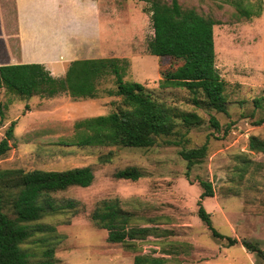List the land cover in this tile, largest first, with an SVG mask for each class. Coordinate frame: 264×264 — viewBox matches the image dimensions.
I'll return each mask as SVG.
<instances>
[{
	"label": "rangeland",
	"instance_id": "1",
	"mask_svg": "<svg viewBox=\"0 0 264 264\" xmlns=\"http://www.w3.org/2000/svg\"><path fill=\"white\" fill-rule=\"evenodd\" d=\"M80 1L72 0L67 8L56 30L59 39L49 42L53 49L29 48L34 56L48 55L55 46L62 55L76 48L84 58H126V80L143 83L154 98L177 110L196 111L203 122L191 128L178 125L174 134L158 137L150 147L65 145L76 140V121L122 107L112 75L99 81L96 98H76L61 91L24 100L0 88V139L16 121L11 149L0 158V170L94 168L90 186H72L53 194L60 202L77 201L73 210L43 220L55 226L46 238L56 240V264H133L137 254L164 256L174 264H264L242 243L243 239L257 242L264 250V152L249 148L252 135L264 138V122L256 123L264 117V0H179L184 8L195 7L219 22L214 26L216 66L226 82L227 113L204 101L197 106L193 98L204 100L201 91L160 86L161 71L181 60L149 52L148 42L154 35L150 3L88 0L96 3L97 13L87 10L84 14ZM239 1L260 2L261 15L239 17L235 6ZM2 3L13 6L14 0ZM4 42L0 41V58L7 60ZM12 48L19 50L16 40ZM48 68L62 77V69ZM211 117L217 119L218 127L211 124ZM203 144L206 155L188 170L182 150ZM105 155L110 156L108 161L101 160ZM129 166L137 167L142 176L137 180L115 176ZM201 180L210 181L214 189V196L203 199L214 226L237 238L236 244L215 238L199 217ZM107 198H118L134 213L137 226L152 228L146 237L133 240L134 248L110 242L108 231L92 220L96 205ZM40 236L36 234L23 246L34 254L32 259L40 258V247L34 243Z\"/></svg>",
	"mask_w": 264,
	"mask_h": 264
},
{
	"label": "trees",
	"instance_id": "2",
	"mask_svg": "<svg viewBox=\"0 0 264 264\" xmlns=\"http://www.w3.org/2000/svg\"><path fill=\"white\" fill-rule=\"evenodd\" d=\"M150 3L148 11L154 35L148 42V50L156 56H169L181 63L161 71L162 87L187 88L201 91L204 100L197 95L194 103L204 101L220 112H228L225 94L226 82L216 66L214 26L219 23L213 16L198 11L195 7L184 8L179 0H144ZM239 17L252 18L261 15L260 2L236 3ZM128 60L120 57H92L72 60L62 77L54 76L43 63L0 64V88L20 99L28 100L35 95L55 96L67 91L76 98H96L99 81L112 75L116 83V94L122 97V107L108 114L86 117L75 122L76 140L65 145L150 147L158 137L170 136L178 125L187 128L200 126L203 118L196 111L177 110L164 101L154 98L147 87L138 81L125 79ZM110 93H112L110 91ZM256 106L260 101L255 99ZM215 127L219 123L211 117ZM264 122V117L256 123ZM16 121H11L0 139V158L11 149ZM251 150L264 152V138L252 135ZM207 145L182 150L188 170L206 155ZM112 153V152H110ZM109 155L101 157L108 161ZM117 178L137 180L142 172L129 166L115 172ZM95 179L90 165L67 169L5 168L0 170V264H56V240L47 239L55 226L43 222L44 218L66 210H73L77 201L60 202L53 194L72 186L88 187ZM204 188L198 215L215 238L225 239L228 245L236 244L235 237L220 232L213 224L211 213L205 208L203 199L214 196L212 183L201 180ZM91 218L108 231V240L134 248L133 240L146 237L152 228L137 226L134 213L125 209L118 198L101 200L91 213ZM40 247V258L23 246L30 240ZM34 238V239H33ZM243 245L264 260V250L257 242L242 240ZM133 264H174L167 257L137 254Z\"/></svg>",
	"mask_w": 264,
	"mask_h": 264
},
{
	"label": "crops",
	"instance_id": "3",
	"mask_svg": "<svg viewBox=\"0 0 264 264\" xmlns=\"http://www.w3.org/2000/svg\"><path fill=\"white\" fill-rule=\"evenodd\" d=\"M2 1L0 0V41H6L3 56L7 57V60L0 58V64L39 62L47 68L62 69L64 76L69 65L67 61L84 58L77 54L76 48H70L62 55L54 46L50 54L40 58L29 51L32 47L37 52L43 48L53 49V45L49 42L59 39L60 34L56 30L59 28L58 25L64 22L67 8L72 0H14L13 6L3 4ZM97 8L96 3L88 0L80 1V13L85 14L87 10L96 12ZM11 22H13L12 28ZM15 40L19 45L17 52L12 48V42Z\"/></svg>",
	"mask_w": 264,
	"mask_h": 264
}]
</instances>
